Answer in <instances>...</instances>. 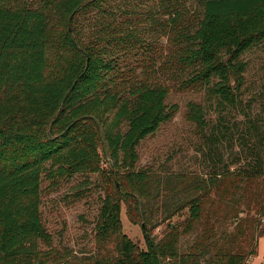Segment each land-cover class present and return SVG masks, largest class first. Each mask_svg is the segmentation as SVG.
<instances>
[{"label":"trees","instance_id":"obj_1","mask_svg":"<svg viewBox=\"0 0 264 264\" xmlns=\"http://www.w3.org/2000/svg\"><path fill=\"white\" fill-rule=\"evenodd\" d=\"M166 1L138 11V0H0V264H248L257 254L263 118L242 112L231 125L222 116L208 123L195 104L188 120L201 138L200 169L134 167L139 142L176 111L155 80L167 63L140 37L151 30L139 22L177 36L189 26L192 46L172 51L174 67H190L192 83L237 109L242 56L264 41V0H196L193 10ZM90 174L108 181L94 249L76 256L55 246L43 224L41 183L83 176L81 188ZM121 202L131 222L143 223L145 249L122 233Z\"/></svg>","mask_w":264,"mask_h":264},{"label":"rangeland","instance_id":"obj_2","mask_svg":"<svg viewBox=\"0 0 264 264\" xmlns=\"http://www.w3.org/2000/svg\"><path fill=\"white\" fill-rule=\"evenodd\" d=\"M164 1L166 4L167 1L162 0ZM180 1L185 2L188 10H193L196 2V0ZM152 3L155 7L160 5L159 0H138V11H144ZM196 10H199L198 6ZM159 16L162 20L168 18ZM187 18L188 16L184 19L180 18L179 24H189ZM163 25V23L159 25V22L151 25L139 22L140 29L151 30L148 34H140V37L155 50H159L160 60L167 63L161 66L164 71H159L155 80L168 87L165 103L174 104L176 111L170 120L161 123L153 134L139 142L136 147L138 161L134 169L160 173L198 170L201 138L196 125L188 120L192 106L197 104L202 109L208 123H213L222 116L221 122L231 125L234 121L242 119V112L264 120V41L242 56L247 66L239 92L240 108L232 109L219 100L209 97L203 84L192 83L190 67L184 68L182 65L176 66L177 69L174 67L172 51L192 46L189 26L186 30H182L183 36L180 33L177 36L176 30H169L170 27L162 30ZM162 61L155 60L154 66L161 64ZM225 154L227 156L228 152ZM106 165L107 159L103 161V166ZM82 178L83 176H75L60 182L58 186H52L49 184V179L43 177L41 183L43 224L51 234L55 246H65L76 256L91 253L94 249L92 227L99 207L98 197L103 195V186H106L108 181L105 174H90L88 178L91 183L86 187L78 188L77 184H80ZM119 220L122 233L139 248L145 249L146 242L141 225L128 219L123 202L120 205ZM161 228L162 226L156 228L153 233L159 235ZM225 228L231 229L229 226ZM190 240L191 235L182 236L179 246L182 248ZM248 264H264V237L258 239L257 254L250 258Z\"/></svg>","mask_w":264,"mask_h":264},{"label":"water","instance_id":"obj_3","mask_svg":"<svg viewBox=\"0 0 264 264\" xmlns=\"http://www.w3.org/2000/svg\"><path fill=\"white\" fill-rule=\"evenodd\" d=\"M141 228H142V230H144V225H143V223L141 224Z\"/></svg>","mask_w":264,"mask_h":264}]
</instances>
